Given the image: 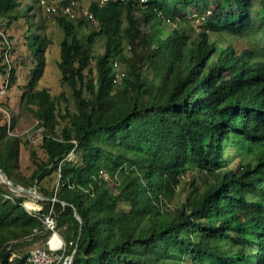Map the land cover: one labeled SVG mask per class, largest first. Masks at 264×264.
Returning a JSON list of instances; mask_svg holds the SVG:
<instances>
[{
    "label": "trees",
    "instance_id": "obj_1",
    "mask_svg": "<svg viewBox=\"0 0 264 264\" xmlns=\"http://www.w3.org/2000/svg\"><path fill=\"white\" fill-rule=\"evenodd\" d=\"M220 1H93L87 20L78 21L99 24L86 42L67 15H58L65 31L61 82L72 88L79 111L62 137L55 131V99L35 88L51 42L40 19L39 32L28 37L38 63L27 96L49 135L43 140L48 162L34 159L35 178L60 171L59 188L55 201L35 211L0 189V264H27L26 258L10 261L13 246L32 237L47 241L49 212L66 241L63 258L77 249L73 264H264V0H231L228 10ZM208 4H218V11L205 18L196 38L182 25L162 32L165 16L179 23L190 5L203 11ZM19 6V0H0V18L17 21ZM26 23L34 27L33 20ZM222 32L245 45L220 47L211 34ZM98 36L106 44L92 79L85 71ZM124 44L131 57L123 54ZM116 56L129 66L120 83ZM11 79L15 83V71ZM0 138V169L17 185L9 171L18 164L17 144L6 132ZM71 152L77 161L67 159ZM101 170L111 174L113 190ZM188 170L206 175V187L171 209Z\"/></svg>",
    "mask_w": 264,
    "mask_h": 264
},
{
    "label": "rangeland",
    "instance_id": "obj_2",
    "mask_svg": "<svg viewBox=\"0 0 264 264\" xmlns=\"http://www.w3.org/2000/svg\"><path fill=\"white\" fill-rule=\"evenodd\" d=\"M19 1L20 6L17 12H19L21 17L17 21L9 23L6 18H0V135L6 132L8 137L17 144L19 151L18 164L13 169L10 167L9 170L11 171V176L18 182L16 186L31 190L35 192V195L27 191L11 189L1 174L0 189L5 191V198H23V204L27 210L35 211L42 209L44 201L51 199L55 201V194L59 188L60 171H54L41 180L35 178L37 165L34 163V159L42 164L48 162V153L43 148V140L49 135V132L38 118V105L34 104L27 96L31 86V73L35 67L34 64L38 63L37 57L32 55L28 37L32 32L38 33L39 21L40 19L44 21L46 26L44 36L50 39L51 42L44 53L42 76L35 85V88L39 90L47 89L51 97L55 99L58 119L55 131L57 136L62 137L63 130L71 127L69 119L77 115L79 111L73 97L72 88L61 82L62 72L58 63L61 60V42L65 38V31L56 17L62 14L67 15V19L76 25V34L83 42H86L94 28H99V24L93 19L89 20V24L87 25L80 26L78 24L80 19L87 20L89 6L93 0H74L70 3L69 9H65L60 0ZM230 3L231 0H221L219 5L228 10ZM259 6L260 2L258 1L253 4L254 8H258ZM217 7L218 4H208L205 10L200 11L196 6L190 5L182 17H179V19L175 18L179 20V23L173 18L165 16L164 22L160 26L163 28L162 32L167 34V32L175 29L178 25H182L190 27V30L193 31V36L196 38L197 34L204 29L203 23L206 21L205 18L216 14L218 11ZM254 11L252 13L256 15ZM141 13L139 11L137 15L142 21L144 16ZM32 20L34 21V27L30 26V28L26 22ZM144 28L146 31L150 30L149 25H144ZM258 33H261V31H258ZM211 36L218 40L220 47L223 46L224 48L234 45L237 49H241L246 43L245 39L234 36L231 33H212ZM105 44V36H98L96 38L93 46L95 56L91 61L90 67L85 71L89 78L95 79L97 76L96 55L104 52ZM123 54L131 57L132 53L128 44H124ZM218 54L220 55V52ZM114 59L113 67L116 71V80L117 83H120L126 72L129 71L128 60L117 56ZM144 69L148 76L152 75L148 63L145 64ZM13 71L16 73L15 83H12L11 79ZM2 140L0 138V143H2ZM67 159L77 161L78 155L71 152ZM49 167L50 165L47 168ZM100 174L108 182L110 190H113L114 181L111 174L105 170H101ZM205 178L206 175L198 170H188L183 175L181 184L172 202L168 204L169 208L176 209L179 207L194 188L199 187L204 189L206 187L204 184ZM10 180L12 181V178ZM52 191L54 195L51 198L49 194ZM59 229L61 232V228ZM56 230L58 231L57 228ZM29 240L22 239L13 246L14 253L10 261L15 262L26 258V263L29 264L28 256L30 251L35 247L47 245L44 237L41 239H33L32 237ZM54 243H57V241L54 240ZM64 261L65 259L62 258L61 260H56L53 264H64Z\"/></svg>",
    "mask_w": 264,
    "mask_h": 264
},
{
    "label": "built area",
    "instance_id": "obj_3",
    "mask_svg": "<svg viewBox=\"0 0 264 264\" xmlns=\"http://www.w3.org/2000/svg\"><path fill=\"white\" fill-rule=\"evenodd\" d=\"M67 0H60L61 3H65ZM74 0H71L73 2ZM100 5L106 4L110 0H93ZM70 2V3H71ZM69 9V7H65ZM44 224L46 229L52 231L51 236L47 239V245L45 247H35L29 253V264H53L56 260H61L64 257L66 250V241L56 230V222L51 212H49L44 218ZM37 232V229H35ZM54 240L57 243H54ZM70 258H66L64 264H69Z\"/></svg>",
    "mask_w": 264,
    "mask_h": 264
},
{
    "label": "water",
    "instance_id": "obj_4",
    "mask_svg": "<svg viewBox=\"0 0 264 264\" xmlns=\"http://www.w3.org/2000/svg\"><path fill=\"white\" fill-rule=\"evenodd\" d=\"M0 174L4 177V179L7 181L8 185L10 186L11 189L13 190H22V191H27L29 193H32L35 195V192L31 191V190H27V189H23V188H18L11 180L10 178L8 177V175L2 171L0 169ZM77 215V214H76ZM81 220V219H80ZM76 252H77V249L74 250L73 254L71 255L70 257V260H69V264H73V261H74V258H75V255H76Z\"/></svg>",
    "mask_w": 264,
    "mask_h": 264
}]
</instances>
